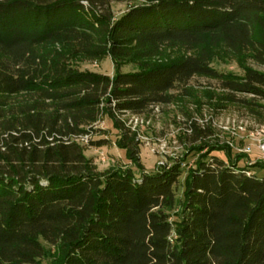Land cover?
Masks as SVG:
<instances>
[{
    "label": "trees",
    "instance_id": "obj_1",
    "mask_svg": "<svg viewBox=\"0 0 264 264\" xmlns=\"http://www.w3.org/2000/svg\"><path fill=\"white\" fill-rule=\"evenodd\" d=\"M112 1L0 0V264H264V177L229 147L186 170L171 221L180 160L98 171L77 140L105 114L136 160L118 113L172 102L196 75L264 96V71L211 66L215 49L264 66V0H143L119 15ZM106 56L112 76L73 65Z\"/></svg>",
    "mask_w": 264,
    "mask_h": 264
},
{
    "label": "rangeland",
    "instance_id": "obj_2",
    "mask_svg": "<svg viewBox=\"0 0 264 264\" xmlns=\"http://www.w3.org/2000/svg\"><path fill=\"white\" fill-rule=\"evenodd\" d=\"M142 1L116 0L112 1L111 6L115 14L119 15ZM167 52L168 56L173 57L182 51L170 48ZM242 60L250 67L264 71V66L252 60L248 54L238 59L222 49L213 51L211 66L219 73L240 77L244 74ZM73 65L80 70L109 76L114 73L109 56L100 59L76 58ZM122 69L132 70L134 65L126 64ZM171 92L174 94L172 102L158 103L138 113L127 111L116 116L122 129L130 130L138 148L136 160H131L125 148L117 144L120 130L113 126L112 120L105 114L93 123V132L77 140L98 171L130 168L139 175L141 170L153 172L180 160L183 172L174 187L177 204L168 211L169 219L176 221L181 211L186 170L195 165L199 154L206 152L210 145L229 147L231 157H238L239 167H249L257 177H264V155L257 148L256 141L259 136L252 135L264 127V96L232 92L223 88L218 78L201 75L193 76L185 88L178 87ZM229 95H233L235 100H231ZM91 139H105V142L93 145L90 144ZM213 152L227 159L223 150ZM50 260L44 258L41 264H48Z\"/></svg>",
    "mask_w": 264,
    "mask_h": 264
},
{
    "label": "built area",
    "instance_id": "obj_3",
    "mask_svg": "<svg viewBox=\"0 0 264 264\" xmlns=\"http://www.w3.org/2000/svg\"><path fill=\"white\" fill-rule=\"evenodd\" d=\"M252 135H254V136L258 135L259 136L258 139H256L257 148L264 155V127H262L261 129L257 130L254 134L252 133Z\"/></svg>",
    "mask_w": 264,
    "mask_h": 264
}]
</instances>
